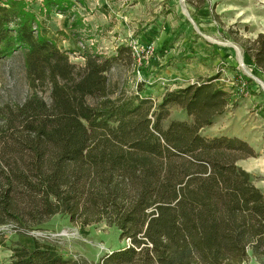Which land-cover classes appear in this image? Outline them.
Returning a JSON list of instances; mask_svg holds the SVG:
<instances>
[{
    "label": "trees",
    "instance_id": "obj_1",
    "mask_svg": "<svg viewBox=\"0 0 264 264\" xmlns=\"http://www.w3.org/2000/svg\"><path fill=\"white\" fill-rule=\"evenodd\" d=\"M43 2L47 11H65L62 0ZM184 2L198 11L207 5ZM40 29L24 0H0V62L22 52L31 91L22 104L0 108V227L27 235L55 215L104 223L127 242L102 264L263 261L264 192L237 165L255 153L236 137L200 133L229 106L217 77L167 91L158 104L114 96L107 74L130 61L131 48L87 52L77 66ZM252 45L244 52L264 72V35ZM174 106L190 120L164 126ZM4 239L0 232L1 247ZM10 252L6 264H84L20 243Z\"/></svg>",
    "mask_w": 264,
    "mask_h": 264
},
{
    "label": "rangeland",
    "instance_id": "obj_2",
    "mask_svg": "<svg viewBox=\"0 0 264 264\" xmlns=\"http://www.w3.org/2000/svg\"><path fill=\"white\" fill-rule=\"evenodd\" d=\"M62 0L63 11H47L43 0H24L36 16L41 32L66 51L69 61L83 65L85 53L115 54L120 46L144 61L121 59L108 72L114 96H149L159 103L167 91L198 84L209 78L229 93L227 110L200 133L249 138L264 152V72H257L245 52L259 34L264 35V0H206L200 11L184 0ZM66 8V9H65ZM37 30H39L37 28ZM24 56L15 53L0 62V108L22 104L30 95ZM41 97L50 102L43 86ZM174 120L188 121L179 107L169 111L164 126ZM260 159H256L259 161ZM251 158L237 165L253 176L255 187L264 192V176L250 165ZM253 169V170H252ZM257 172V173H256ZM5 246H0V264H6L14 243L29 248L58 250L84 264H102L101 259L126 246L118 231L104 223L82 226L55 215L27 235L16 234L11 225L0 227ZM246 264H264L250 258Z\"/></svg>",
    "mask_w": 264,
    "mask_h": 264
},
{
    "label": "crops",
    "instance_id": "obj_3",
    "mask_svg": "<svg viewBox=\"0 0 264 264\" xmlns=\"http://www.w3.org/2000/svg\"><path fill=\"white\" fill-rule=\"evenodd\" d=\"M256 71L260 72L258 70H256ZM248 139L249 138H246V139L242 138V141H244L246 144L251 146V148L253 149V151L255 153V156L250 157L251 161H252L250 163V165L253 167L254 170H256L259 173V175H261V176L263 175L264 176V152H262V150H258L257 147L255 146L256 143H254V142H252L251 140H248ZM256 159H260V160L256 161ZM246 172L252 174L251 171H249L248 169L246 170Z\"/></svg>",
    "mask_w": 264,
    "mask_h": 264
},
{
    "label": "built area",
    "instance_id": "obj_4",
    "mask_svg": "<svg viewBox=\"0 0 264 264\" xmlns=\"http://www.w3.org/2000/svg\"><path fill=\"white\" fill-rule=\"evenodd\" d=\"M152 48H150V47H148V48H145L144 50H143V52H140V53H135L134 54V52H133V55H135L136 57H137V59H138V61H143V54L144 53H147V54H149V53H152Z\"/></svg>",
    "mask_w": 264,
    "mask_h": 264
}]
</instances>
